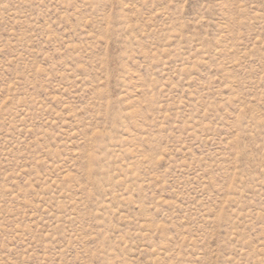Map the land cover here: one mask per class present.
<instances>
[{
  "label": "rangeland",
  "instance_id": "1",
  "mask_svg": "<svg viewBox=\"0 0 264 264\" xmlns=\"http://www.w3.org/2000/svg\"><path fill=\"white\" fill-rule=\"evenodd\" d=\"M0 264H264V0H0Z\"/></svg>",
  "mask_w": 264,
  "mask_h": 264
}]
</instances>
